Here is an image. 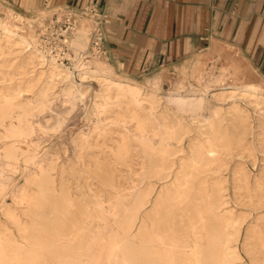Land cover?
Returning <instances> with one entry per match:
<instances>
[{
  "label": "bare ground",
  "instance_id": "bare-ground-1",
  "mask_svg": "<svg viewBox=\"0 0 264 264\" xmlns=\"http://www.w3.org/2000/svg\"><path fill=\"white\" fill-rule=\"evenodd\" d=\"M19 18L0 16V264H264V78L239 53L196 57L176 70L194 89L162 94L164 73L146 85L91 53L86 21L68 65ZM88 102L62 162L45 142Z\"/></svg>",
  "mask_w": 264,
  "mask_h": 264
},
{
  "label": "crops",
  "instance_id": "crops-1",
  "mask_svg": "<svg viewBox=\"0 0 264 264\" xmlns=\"http://www.w3.org/2000/svg\"><path fill=\"white\" fill-rule=\"evenodd\" d=\"M48 1L101 8L108 19L104 60L121 76L136 79L156 71H176L187 63L188 54L194 52L205 60L210 49L226 44L264 78V0Z\"/></svg>",
  "mask_w": 264,
  "mask_h": 264
},
{
  "label": "rangeland",
  "instance_id": "rangeland-1",
  "mask_svg": "<svg viewBox=\"0 0 264 264\" xmlns=\"http://www.w3.org/2000/svg\"><path fill=\"white\" fill-rule=\"evenodd\" d=\"M37 1V5L34 4V2ZM0 16L1 17H8L10 14L13 13H19L21 15V18L17 21L18 24L20 25H25V26H30L31 24L36 26V32L43 43V37L46 35V28L49 22V19L51 15L53 14V9L55 7H60V6H67L69 4H63V5H52L48 0H21L20 3L16 4L13 0H0ZM24 4L26 8L23 7ZM73 6V5H69ZM76 7V6H74ZM77 8V7H76ZM46 16V17H45ZM82 21H86L89 25L91 24V21L88 19H84ZM28 24V25H27ZM91 26V25H90ZM92 29V27H90ZM106 47V45H105ZM218 48V49H217ZM91 49V53H92ZM107 56V55H106ZM106 56H102L103 59L106 58ZM197 57V55L192 52L190 55L188 54L186 58L187 63H191L192 60H194ZM201 60L209 65V67L214 66L217 69L223 67V66H228L233 62H239L241 59L238 55V52H236L233 47L226 45V44H221L214 48V50H209V53L205 60L201 57ZM228 59V60H227ZM66 63V62H65ZM68 65H71L72 62L69 61L67 62ZM247 66V63L244 61L242 62V67ZM164 73V81L161 84V92L162 94H165L169 90H182V91H190L193 90L192 84L184 79V76L178 71L175 70H169L166 69V71H156L153 72L152 74H147L145 76H142L140 78H136L135 80L140 81L141 83H144L146 85H154V82L148 83L149 80H152L153 78L159 76L161 73ZM255 73V72H254ZM257 77V73H255ZM229 82V81H228ZM237 83H244L247 82L245 79H236ZM98 88L97 83H93V91H95ZM218 90V88H216ZM89 101V100H88ZM89 109L90 105L89 102L88 104L85 103H80L75 106L72 111L66 115L65 120L63 123L60 125L58 131H52L51 138L49 141L45 142L46 147H52L55 144L59 146V154L62 155V162H65L66 160V155L62 152L63 147H66L68 149V154L72 158L74 153H75V137L78 135V133L81 130H84L88 128L89 121L87 120V116L89 115ZM50 122H53V119L50 120ZM61 162V163H62ZM136 162V160H135ZM137 167V166H135ZM123 171L122 173L127 174L130 170L128 166H125L122 168ZM120 180H125V177H120ZM15 182L23 184L25 182L24 177L22 176L21 173H17L15 176ZM127 185V183H125ZM231 186V185H230ZM230 193H232V189H230ZM7 202L11 205L14 204V200L12 199L11 196L6 197ZM2 201H0V204ZM245 210H249V208H245ZM259 212V211H258ZM255 213V212H254ZM253 213V215H254ZM257 213V212H256ZM264 213V208L260 210L259 214ZM256 220V217L252 216L249 220V222H253ZM0 221L6 222L8 221L7 218L5 217L4 213L0 210ZM248 224L246 225L244 229V234L246 233V228ZM14 227V226H12ZM243 234V235H244ZM243 255L245 256L246 261L248 264H252L250 261V258L248 255L245 253V251L242 248Z\"/></svg>",
  "mask_w": 264,
  "mask_h": 264
},
{
  "label": "built area",
  "instance_id": "built-area-1",
  "mask_svg": "<svg viewBox=\"0 0 264 264\" xmlns=\"http://www.w3.org/2000/svg\"><path fill=\"white\" fill-rule=\"evenodd\" d=\"M84 19L91 21L90 50L93 49V54L106 56L105 24L108 19L97 4L85 8L69 5L55 7L42 40L47 52L57 56L64 63L72 62L71 36L76 26Z\"/></svg>",
  "mask_w": 264,
  "mask_h": 264
}]
</instances>
